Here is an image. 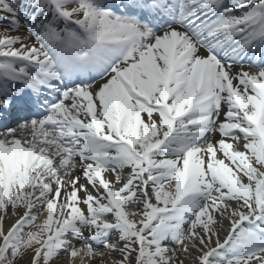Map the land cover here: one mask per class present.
Masks as SVG:
<instances>
[{
  "label": "snow or ice",
  "instance_id": "1",
  "mask_svg": "<svg viewBox=\"0 0 264 264\" xmlns=\"http://www.w3.org/2000/svg\"><path fill=\"white\" fill-rule=\"evenodd\" d=\"M0 264H264V0H0Z\"/></svg>",
  "mask_w": 264,
  "mask_h": 264
}]
</instances>
